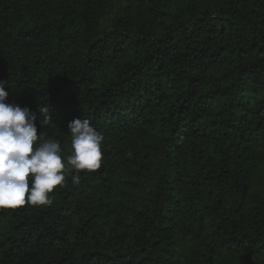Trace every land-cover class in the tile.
I'll list each match as a JSON object with an SVG mask.
<instances>
[{"label":"trees","instance_id":"16d2710c","mask_svg":"<svg viewBox=\"0 0 264 264\" xmlns=\"http://www.w3.org/2000/svg\"><path fill=\"white\" fill-rule=\"evenodd\" d=\"M0 0L7 102L103 162L0 209V264H264V0ZM41 107L51 122L41 124Z\"/></svg>","mask_w":264,"mask_h":264},{"label":"clouds","instance_id":"9594fccd","mask_svg":"<svg viewBox=\"0 0 264 264\" xmlns=\"http://www.w3.org/2000/svg\"><path fill=\"white\" fill-rule=\"evenodd\" d=\"M9 95L0 80V209L51 205L50 194L65 184L66 171L74 173L72 182L79 184L81 172L101 167L104 136L88 119L69 122L70 155L62 159L60 141L44 132L38 135L37 114L8 103ZM39 112L41 124H49V109L41 107Z\"/></svg>","mask_w":264,"mask_h":264},{"label":"rangeland","instance_id":"374dc122","mask_svg":"<svg viewBox=\"0 0 264 264\" xmlns=\"http://www.w3.org/2000/svg\"><path fill=\"white\" fill-rule=\"evenodd\" d=\"M127 4V0H112V6L105 14V25L108 26L109 22L113 18L117 17L120 13H122ZM252 187L253 192H256L258 189H264V165L262 166L261 172L256 176L255 180L253 181Z\"/></svg>","mask_w":264,"mask_h":264}]
</instances>
